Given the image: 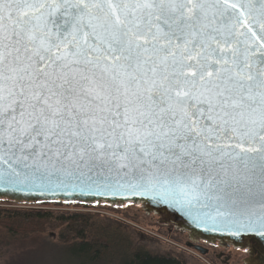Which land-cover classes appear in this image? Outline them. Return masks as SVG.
<instances>
[{
  "label": "snow or ice",
  "instance_id": "6c2138e0",
  "mask_svg": "<svg viewBox=\"0 0 264 264\" xmlns=\"http://www.w3.org/2000/svg\"><path fill=\"white\" fill-rule=\"evenodd\" d=\"M0 193L264 240V0H0Z\"/></svg>",
  "mask_w": 264,
  "mask_h": 264
},
{
  "label": "trees",
  "instance_id": "16d2710c",
  "mask_svg": "<svg viewBox=\"0 0 264 264\" xmlns=\"http://www.w3.org/2000/svg\"><path fill=\"white\" fill-rule=\"evenodd\" d=\"M43 205L64 206L58 203L39 206ZM108 210L129 220V215L118 207ZM126 227L113 219L90 213L0 208V242L50 235L56 238V242H45L51 249L66 251L73 261L81 264H184L166 260L135 244L133 230ZM45 243L38 248H43Z\"/></svg>",
  "mask_w": 264,
  "mask_h": 264
},
{
  "label": "rangeland",
  "instance_id": "374dc122",
  "mask_svg": "<svg viewBox=\"0 0 264 264\" xmlns=\"http://www.w3.org/2000/svg\"><path fill=\"white\" fill-rule=\"evenodd\" d=\"M24 202H15L0 199V208H18L25 210H51L68 213H90L113 219L126 225V229L133 232L135 244L143 247L156 255H165L173 252H180L185 258V264H243L247 257L246 250L235 247H223V245H208L210 248L208 256H202L193 249L186 246L189 233L179 229L173 224H168L171 230L167 229L162 220L155 213H148L141 204L125 203L121 205H64V206H36ZM29 207V208H26ZM119 208L120 211L129 215V220L119 214L110 212L111 208ZM123 209V210H122ZM180 235V236H177ZM45 242H56V238L50 235L32 236L30 238H18L5 243L0 242V264H81L73 261L71 255L66 251L56 252L45 243L44 247L39 244ZM217 243V242H216ZM219 243V242H218ZM221 244V243H220ZM37 249H34V248ZM30 248V250H28ZM235 248V249H234ZM87 264V263H84Z\"/></svg>",
  "mask_w": 264,
  "mask_h": 264
},
{
  "label": "water",
  "instance_id": "95a60500",
  "mask_svg": "<svg viewBox=\"0 0 264 264\" xmlns=\"http://www.w3.org/2000/svg\"><path fill=\"white\" fill-rule=\"evenodd\" d=\"M0 199H6L15 202L32 203L29 201H34L35 199L38 198L32 196H24L22 194H17V193H0ZM73 199L80 200L81 198L73 197ZM83 199H86L89 202L82 204L94 203V198L92 197H87ZM100 202H104L112 205H121L125 203L141 204V206L145 209L146 212L155 213L158 216H161L164 223L173 224L177 228L187 231L192 237H195L198 240H202L205 242H213V243L219 242L221 244L227 243L232 247L246 250L247 257L243 260V264H264V240H261L259 237L249 236V235H241L238 237H234L227 234L204 231L203 229L196 227L190 221V219H188L178 210L169 208L165 205H157L147 199L133 198L131 200L117 199L115 201L112 200L105 201L102 199L100 200ZM58 204H64V203H58ZM186 246L188 248H193L200 255L204 254V252H202L200 247H192L191 245H186Z\"/></svg>",
  "mask_w": 264,
  "mask_h": 264
},
{
  "label": "flooded vegetation",
  "instance_id": "af4514ba",
  "mask_svg": "<svg viewBox=\"0 0 264 264\" xmlns=\"http://www.w3.org/2000/svg\"><path fill=\"white\" fill-rule=\"evenodd\" d=\"M158 218L160 220L163 221L162 217L161 216H158ZM167 226V229L168 230H171V227H168V224H165ZM177 236H180V235H177ZM188 240H186V245H191L192 247H200V249L202 250V252H204V254L202 256H208L209 255V251H210V248L208 245H223V247H231V245L227 244V243H223V244H220V243H213V242H205V241H202V240H198L196 239L195 237H192L190 234L188 236ZM189 249H193V248H189ZM235 249V248H234ZM194 250V249H193ZM196 251V250H194ZM197 252V251H196ZM159 256V255H158ZM159 257H163L164 259H169V260H173L174 262H180L181 261L185 264V258L183 257V255L176 251V252H171V253H168V254H165V255H160Z\"/></svg>",
  "mask_w": 264,
  "mask_h": 264
},
{
  "label": "built area",
  "instance_id": "2783aa9c",
  "mask_svg": "<svg viewBox=\"0 0 264 264\" xmlns=\"http://www.w3.org/2000/svg\"><path fill=\"white\" fill-rule=\"evenodd\" d=\"M26 208H29V207H26ZM33 208H37V207H33Z\"/></svg>",
  "mask_w": 264,
  "mask_h": 264
}]
</instances>
